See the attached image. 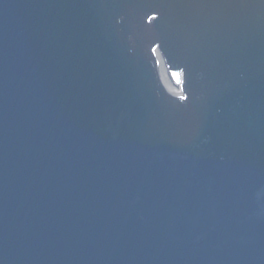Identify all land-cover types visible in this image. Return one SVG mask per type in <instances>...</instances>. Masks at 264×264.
<instances>
[{"label":"water","instance_id":"1","mask_svg":"<svg viewBox=\"0 0 264 264\" xmlns=\"http://www.w3.org/2000/svg\"><path fill=\"white\" fill-rule=\"evenodd\" d=\"M0 264H264V0H0Z\"/></svg>","mask_w":264,"mask_h":264}]
</instances>
